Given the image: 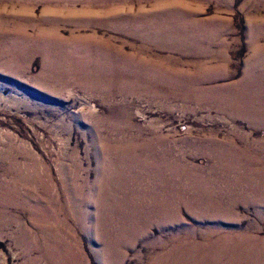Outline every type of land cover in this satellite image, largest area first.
<instances>
[{
  "label": "rangeland",
  "instance_id": "374dc122",
  "mask_svg": "<svg viewBox=\"0 0 264 264\" xmlns=\"http://www.w3.org/2000/svg\"><path fill=\"white\" fill-rule=\"evenodd\" d=\"M0 264H264V0H0Z\"/></svg>",
  "mask_w": 264,
  "mask_h": 264
}]
</instances>
